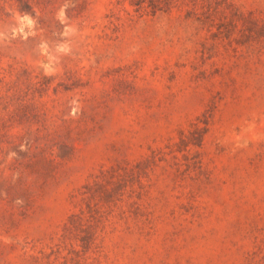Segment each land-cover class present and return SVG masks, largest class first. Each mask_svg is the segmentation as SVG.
<instances>
[{"label": "rangeland", "instance_id": "rangeland-1", "mask_svg": "<svg viewBox=\"0 0 264 264\" xmlns=\"http://www.w3.org/2000/svg\"><path fill=\"white\" fill-rule=\"evenodd\" d=\"M0 264H264V0H0Z\"/></svg>", "mask_w": 264, "mask_h": 264}]
</instances>
